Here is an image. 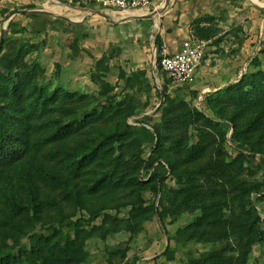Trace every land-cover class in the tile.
Here are the masks:
<instances>
[{"label":"trees","instance_id":"obj_1","mask_svg":"<svg viewBox=\"0 0 264 264\" xmlns=\"http://www.w3.org/2000/svg\"><path fill=\"white\" fill-rule=\"evenodd\" d=\"M213 21L210 17L196 22L200 40L214 38L212 29L202 27ZM10 26L17 33L18 27ZM18 40L5 38L0 48V264H88L91 238L107 239L123 231L135 234L155 216L165 228L167 216L172 223L183 214L197 213L193 223L178 231L177 241L233 243L184 264H250L264 233L249 204L255 195L264 201V191L262 185L240 177L250 157L264 158V71L258 70L263 65L259 57L249 64L257 71L245 73L209 102L230 126L237 158L227 161L222 127L202 110L167 95L161 120L149 126L156 138L158 165L143 178L147 138L125 127L137 116L138 102L108 100L93 107V97L52 92L36 66L26 61ZM120 76L129 89L137 86L142 92L145 73ZM190 127L199 133L196 143L188 137ZM115 160L119 166L109 169ZM169 176L177 183L169 192V207L164 213L155 206L144 207L143 195L164 191ZM127 207L132 208L127 219L107 214ZM81 211L90 219L77 221L71 237L60 226ZM101 216V226L82 229ZM38 227L43 230L40 236L18 253ZM117 256L125 259L126 253L111 252L110 262ZM168 258H174L170 250Z\"/></svg>","mask_w":264,"mask_h":264},{"label":"rangeland","instance_id":"obj_2","mask_svg":"<svg viewBox=\"0 0 264 264\" xmlns=\"http://www.w3.org/2000/svg\"><path fill=\"white\" fill-rule=\"evenodd\" d=\"M191 1L171 0L167 5V0H155L150 12L139 15L149 16L148 21L135 18L139 17L136 14L105 12L92 4H74L67 8L65 5L49 3L48 0H36L34 5L29 6L34 9H27L26 5L18 2L19 5H11L16 15L8 16L3 22L0 20V37L6 29L5 38L14 39L15 42L22 40L26 61L36 66L37 72L43 77L44 86L52 92L61 90L93 97V107H102L108 100H136L139 104L137 116L130 118L125 127L147 138L143 154L146 161L141 174L143 178H147L158 165L156 138L149 126L161 120L167 95L173 100L186 101L193 110H202L225 130L227 143L223 149L228 155L227 161L231 162L239 155L232 139L233 132L222 121L219 110L211 107L209 102L218 93L235 84L245 73L257 71L249 67L253 57L261 59L263 65L258 70L264 71V12L254 5L243 4L244 0H204L200 3L198 0L195 5L200 4L197 6L199 12L190 11L185 6ZM163 4L165 10L158 19L154 14ZM183 9L187 10L186 16L183 15ZM89 10L102 13L96 14ZM210 17L215 21L203 24L202 27L212 29L214 38L204 40L206 57L197 82L191 87L173 85L159 69L157 54L164 47L172 52L178 51L182 42L188 38L199 39L196 22ZM10 25L18 27L17 33H13L15 28ZM21 28L26 29L24 33ZM121 73L129 78L145 73L142 92L137 86L129 89ZM187 133L191 143L198 141L199 133L196 129L190 127ZM118 166L119 162L115 160L109 169ZM247 167L248 170L240 180L262 185L264 191V158L250 157ZM176 189V180L169 176L164 191L158 194L148 191L143 195L144 207L155 206L160 213H164L169 207V192ZM249 210L261 219L260 229L264 233V201L259 195L251 198ZM131 212L132 208L127 207L111 210L107 214L113 218L127 219ZM199 215L183 214L172 223L171 217L167 216L165 228L159 217L155 216L141 225L135 234L123 231L107 239L91 238L87 241L90 253L88 264H184L221 251L233 243L230 240L211 245H187L185 240L177 241L178 231L193 223ZM89 219V214L81 211L60 228L74 237L77 221L87 222ZM103 221L104 216H101L92 225L85 224L82 229L101 226ZM42 232V228L38 227L23 241L18 253L29 249L31 239H37ZM169 250L174 257L172 260L168 258ZM110 251L125 252L126 258L117 256L110 262ZM250 264H264V242L254 247Z\"/></svg>","mask_w":264,"mask_h":264},{"label":"built area","instance_id":"obj_3","mask_svg":"<svg viewBox=\"0 0 264 264\" xmlns=\"http://www.w3.org/2000/svg\"><path fill=\"white\" fill-rule=\"evenodd\" d=\"M55 5H96L117 15L147 14L154 7L155 0H48ZM206 57V43L196 38L182 42L180 49L172 52L164 47L157 54V62L168 81L177 87L193 86L199 76Z\"/></svg>","mask_w":264,"mask_h":264},{"label":"crops","instance_id":"obj_4","mask_svg":"<svg viewBox=\"0 0 264 264\" xmlns=\"http://www.w3.org/2000/svg\"><path fill=\"white\" fill-rule=\"evenodd\" d=\"M197 1L198 0H192L190 3H188V6H185L186 9L187 10H190V11L196 10V11L199 12L200 9H197V8H199L197 6H199L200 4L195 5ZM202 1L204 2V0H199V3L202 2ZM18 2L26 5L27 7H29V6L34 5V3L36 2V0H0V20H2V22L3 21H6L8 19V16L9 17H12V16H15L16 15L15 13H13V10L14 9L11 8V5H19ZM243 4H245V5L246 4L247 5H254L258 9H260V11H263L264 12V0H244L243 1ZM189 5H191L192 7L189 8ZM194 5H195V8L192 9ZM65 6L68 8V7H72L73 5H65ZM161 9H162V11H161ZM186 9H183V15L184 16H186V14H187V10ZM5 10H9V11L6 12ZM164 10H165V4H163V6L161 8H159L158 11H157L156 17L158 19L162 17ZM2 12H3V14L5 13V15H4L5 16V19H3ZM89 12H94L96 14H101L102 13V11H91V10H89ZM136 15L139 16V15H141V13H138ZM139 17H140V20H144V21H148L149 20V16H147V15L146 16H139ZM156 27H157L156 29H158V25H156ZM203 67H204V65H203ZM203 67H202V69H203ZM201 70H200V72H201Z\"/></svg>","mask_w":264,"mask_h":264},{"label":"water","instance_id":"obj_5","mask_svg":"<svg viewBox=\"0 0 264 264\" xmlns=\"http://www.w3.org/2000/svg\"><path fill=\"white\" fill-rule=\"evenodd\" d=\"M170 1H171V0H167V5L169 4ZM19 13H23V12H19ZM156 14H157V11H156V13H155L154 15H156ZM136 18L140 19V17H136ZM149 18H150V17H149ZM5 36H6V29H4V30L1 32V37H0V48H1V46L3 45V43H4ZM164 95H166V93H164Z\"/></svg>","mask_w":264,"mask_h":264},{"label":"bare ground","instance_id":"obj_6","mask_svg":"<svg viewBox=\"0 0 264 264\" xmlns=\"http://www.w3.org/2000/svg\"><path fill=\"white\" fill-rule=\"evenodd\" d=\"M161 11H162V9H161ZM161 11H160V12H161ZM130 15H133V14H130Z\"/></svg>","mask_w":264,"mask_h":264}]
</instances>
